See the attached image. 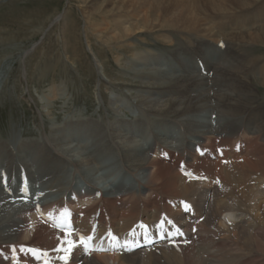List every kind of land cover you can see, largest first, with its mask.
Wrapping results in <instances>:
<instances>
[{
  "label": "bare ground",
  "instance_id": "6f19581e",
  "mask_svg": "<svg viewBox=\"0 0 264 264\" xmlns=\"http://www.w3.org/2000/svg\"><path fill=\"white\" fill-rule=\"evenodd\" d=\"M158 1H160V4H167L166 10L174 11L175 22L173 23L175 24L169 23L171 26L175 25L176 27L178 25L179 28L191 32L190 35L194 33L197 37L200 34H204L205 37L208 35V39L214 42H217L216 37L224 36L220 33H225L221 30L227 26L219 25L217 28L219 30H216V32L212 31L211 23L210 25L208 24L207 28L201 27V21L206 16L210 17L208 14L205 15L209 10L213 12L215 10L216 13L227 12V9H225L227 5L221 2L224 0H202L204 3L201 1V7H198L197 4H194L195 6H191L192 4L187 5L182 0L180 2L178 0ZM158 1H154V3ZM247 6L248 4H242L241 11H244V7ZM183 8L184 10H182ZM258 9L255 11L257 16L253 13L245 14L241 12L240 14V11L234 18L230 16L232 20L227 24L230 25L228 28L234 29L231 34L235 35L237 39H242L243 32L241 29L243 24H246L244 26L250 29L249 31L252 34H255L252 39L256 43L264 44V3ZM200 14H204V19L200 17ZM173 16L168 20L171 21L174 18ZM245 17L251 22L247 21L249 23H244ZM130 27V25L125 26L123 33L118 35L113 33L112 36L115 35L116 39L124 36L126 38L129 33H134L138 29V27L133 26L132 29ZM135 28L137 29L135 30ZM141 31L136 32L140 34ZM190 35L185 38H191V44L195 42L193 45L197 44V47H194V45L191 46L189 51H185V47L180 45V48H177L182 53L177 50L171 54V59L179 61L180 65L173 66L170 63L167 65L169 69L165 71L155 68L152 71L146 69L135 72V76L140 78L135 86L155 96H136L140 98L139 100L142 103L138 104V114L134 116L133 122L140 124L139 126L142 128L144 126L148 127L150 131L149 137L153 139L152 143L145 144L142 152H139V148L143 146L141 142L139 143L135 140L128 129H123V117H116L113 122L109 123H97L96 121L98 128L96 130L90 126L85 127L84 121L78 120L71 125L66 124L67 126L52 129L50 135L43 137L42 143L33 144L26 141L18 143L10 139V141L6 140L0 144V264H36L39 260L34 259L31 253L32 249L47 253V262L61 264L62 260L59 261L55 256L60 252L66 253L67 243L72 240L71 245L78 253H76L71 263L83 264V259L84 261L88 260L90 255H87V251L77 242L76 234L83 233L87 236L101 237V235L109 232L114 235H122L127 233L132 227L137 228L138 224L142 223L154 227L155 231L159 233L161 228L157 226V223L159 221L167 222L168 220L172 221L173 227L179 226L182 228L185 237L155 243L153 246L147 247V249H141L144 250L143 252L152 251L161 246L163 247L159 250L162 252H170L176 248L185 250L188 261L193 258L196 264H220L218 263L219 260L214 258L210 252L213 245L209 244L208 240L220 235L212 221H218L223 213H225V217L228 220L231 219V214H233L232 218H234L236 212L252 215L250 212L254 214V211L261 209V203L264 201V199L263 201L258 199V202H256L257 199H255L252 204L247 202V207L245 204L247 199L230 192L234 170L237 174L240 173L245 177L254 175L256 176V183L264 185V113L262 115L258 114L255 118L250 117L253 112L250 113L249 110L251 105H255L256 101L250 98L252 96L249 93L251 90L245 88L247 85L249 86V82L250 85L252 84L251 81L256 84L260 83L261 87L264 86V79L252 77L254 73L252 71L258 67V60L253 62L251 66L246 64L248 59L256 58L250 56L253 55V50L258 49L257 52H261L263 49L261 48L262 44L261 47H242L236 39L235 42H232L233 45L228 44L229 42L225 44L226 48L229 47V49L226 50L218 46L220 49L218 50L217 46L215 48L209 47L208 43H203L201 36L200 40H195ZM227 36L230 39L235 38L229 33ZM180 38L185 39L184 37ZM230 51L236 54L245 52L250 55L248 54L249 58L246 59L244 57L245 60H241V63H238L236 56L229 53ZM193 53L198 54L197 59L200 62L206 59L203 62L205 65L202 66L203 68H208L206 74L197 73L196 68H200V66L192 58L191 55ZM201 56L206 58L202 59ZM181 62L186 64H181ZM152 79L158 81H152ZM253 88L254 86L251 89L253 90ZM244 100H246V103L241 106L240 102ZM199 102L209 103V105H215V108H218L215 111L216 113L211 116L214 119L213 125L211 120L199 122L192 118L191 115H188L192 111H198L197 104ZM167 114L168 116H166ZM195 114L197 115L198 113ZM151 116H155L157 119L152 120L150 124L141 123ZM234 116L237 117V120L241 119L240 124L236 125V129L220 131V121L224 119L233 121ZM167 121L184 125L185 133L182 136L180 135V138L188 146L185 144L183 150H180V145H172L171 141L166 140V137L171 136V133L169 135V132L167 133L164 128V122ZM139 129L141 130V128ZM145 136L147 135L141 137ZM87 137L93 138V140L89 141L86 139ZM82 140H86L84 145L79 144ZM71 141H77V144L72 146ZM192 145L193 149L191 150L189 147ZM217 145L221 148V155L216 153L215 146ZM197 152H201V155L199 156ZM100 155L105 156V158H99ZM111 157L114 158L113 171L105 170V174L102 175L104 168H106V163L104 164V162ZM260 157H262L263 161ZM118 159L119 169L122 168L130 173L134 179V173H137L138 170L144 173L143 181L138 180L136 182L137 195L131 194V191L124 189L121 183L118 186H114L111 183L112 180L110 178L116 176L115 170H118L116 169ZM61 168L67 169L74 176L81 178L86 190L74 192L70 187L71 181L66 183L68 185H65L61 178ZM88 168L89 170L94 168L95 173L102 171L103 179L110 183V188L106 192L107 195H103L98 190L99 187L94 186L97 183L96 180L99 179L98 177L94 176L89 179L80 172L81 169L87 172ZM3 173H6L5 179L2 178ZM17 173L20 174L17 175ZM183 173H187L190 182H187ZM23 174L32 176L39 174L43 177L49 175V180L59 183L57 188L61 187L60 194H64V196L57 199V201L46 202L47 204L43 205L37 203L33 205L32 202H27L28 204L18 207L13 205L14 203L11 204L12 195H23L21 193ZM211 179L220 182L221 191L219 190L220 186H217V184L215 186L210 181ZM189 183L191 186H189ZM196 189L204 190L206 200L202 201L204 208L200 209L198 213L196 212L200 219L197 221L198 226L195 227L191 222L196 218V213H193L192 216L188 214L187 218L181 217L179 213L174 211L173 205H176L179 201L187 200L188 193ZM9 190L11 194L7 192ZM163 196L165 197L163 198ZM80 202H86L87 204L80 209H76L75 203ZM73 206L74 208H71ZM38 207L41 212H48L56 220L67 212L71 216L72 228L75 231H79L67 233L56 229L50 221L41 217L40 213L37 212ZM174 216L181 219L174 221ZM151 218L154 220H148ZM256 218L257 212L255 213ZM235 219L237 218L235 217ZM259 221L263 222V224H250L249 220L244 217L240 224L234 225L233 223V236L235 237L236 245L241 250L239 261L235 264H247L256 259V257L259 259L260 256L262 260L264 259V250L258 249V242L255 238V231H260L264 225V220ZM96 226L99 227L96 228ZM100 226L102 227L101 229ZM243 231L250 233L246 236L242 234ZM23 236L28 242H25L26 240L23 241ZM252 238L255 243L257 242V247L251 244ZM196 242L200 244L203 242L202 249L195 250ZM247 243L250 245L244 248ZM169 244H175V247H168ZM37 247L39 249H36ZM219 247L222 248L221 242ZM12 250L16 253L14 260L10 254ZM205 254L206 258H204ZM198 255L203 260H199ZM97 256L106 263L109 262V264H128L127 259L132 255L121 251H111L108 253H97Z\"/></svg>",
  "mask_w": 264,
  "mask_h": 264
},
{
  "label": "rangeland",
  "instance_id": "374dc122",
  "mask_svg": "<svg viewBox=\"0 0 264 264\" xmlns=\"http://www.w3.org/2000/svg\"><path fill=\"white\" fill-rule=\"evenodd\" d=\"M154 1L158 0H0V144L6 140L10 141V139L18 143L23 141L33 144L39 143L43 140V137L50 135L52 129L63 127L66 124L71 125L78 120L81 122L84 121L85 127L90 126L96 130L98 129V122H113L116 117H123V129H128L130 134L133 135V138L143 145L142 148H139V152L143 151L142 149L145 147V144L152 143L153 139L149 137V128L145 126L144 128L140 127V124L134 123L135 121L133 122V119L134 116L138 114V106L142 103L139 100L140 98L137 97L155 96L135 86L140 80L138 76H135V72L146 69L152 71L155 70V68L165 71L169 69L167 65L170 63H172L173 66H178L180 62L171 59L172 52L177 50L180 51L177 48H180V45L185 47V51H189L191 46L195 45L194 47H197V44L193 45L195 42L192 41L193 43L191 44V38H185L187 35H190L191 32L179 28L178 25H176V27L175 25H170L175 22V17L173 16L174 11L171 12V10H166L167 4H160V1L154 3ZM178 1L180 2V0ZM182 1L187 3V5L192 4L191 6L197 4L198 7H201L203 2L202 0ZM237 1H221L224 5H227L226 8L224 6V8L227 9L226 13H224L225 11L216 13L215 10L214 12L209 10L205 15L208 14L212 17L206 16V20L203 18L204 14H200V17L205 20V22L204 20L201 21V27L207 28L208 24L210 25L211 23L210 27L212 31L216 32V30H219L217 29L219 25L227 26L223 28L224 31L223 29L221 30L225 33H220L224 36L216 37L217 42L208 39V35L205 37L204 34H200L203 38V40H201L203 43H208L207 45L209 47L215 48L217 46L218 50H220L219 47L225 48L226 50L229 49V47L226 48L225 44L229 42L228 44L233 45L232 42H235L237 39L235 35L233 36V34H231L234 29L228 28L230 25L227 23L232 20L230 16L234 18V16L239 14V11L240 14L241 12L245 14L253 13L257 16V12L255 11L259 10L258 7L264 3V0ZM242 4H248L247 7H244V11H241ZM182 10H184V8ZM172 16L174 18L171 19V21L173 20L171 22L168 19ZM247 21L251 22V20L245 17L244 23H249ZM129 25L131 26L130 29L134 26L138 27V29L135 28V30L137 29L136 31H142L140 34L136 31L134 33L131 32L126 38L124 36L116 39L115 35L112 36L113 33L117 35L123 33L125 26ZM244 25L246 24H243L244 28L242 27L241 29L243 38L237 39L236 41L239 42L242 47H261L262 43H256V41L252 39V36L255 34H252L249 31L250 29L246 28ZM226 31L235 38L230 39ZM200 36L197 37L194 33L190 35V37H193L195 40L199 39ZM180 37H184L185 39ZM261 48L263 49L261 52H257L258 49L253 50V55L245 52L236 54L230 51L229 53L236 56L238 63H241V60H245L244 57L246 59L249 58L248 54L256 57L255 59L246 60V64L251 66L253 62L258 60V67L252 71L254 72L252 77L255 79H259V77L264 79V44H262ZM197 55L198 54L194 53L191 55L192 58L195 59V63L200 66V68H196V71L198 74H206L208 68L202 67L205 65L203 62L206 59L200 62L197 59ZM203 58L206 57L204 56L202 59ZM192 61L194 62V60ZM182 63L183 62H181V64ZM183 64L186 63L184 62ZM152 81L158 80L152 79ZM251 82L252 84L250 85L249 82V86L247 85L245 88L251 90V92H249L250 95H252L250 98L256 101L254 103L255 105L252 106L250 104L251 109L249 110L250 113L253 112L250 117L255 118L258 114L262 115L264 113V86L261 87L260 83H257L259 84L257 85L255 82ZM253 86L254 88L252 90L251 88ZM245 103L246 100L241 101L240 105L242 106ZM197 105L198 111H192V113L188 115H191L192 118L199 122L211 120L213 125L214 119L211 116L216 113L215 111L218 110V108H215V105H209V103L205 104V102H199ZM193 112L198 113V116ZM166 116H168V114ZM236 118L237 117L234 116L233 121L229 119L227 121L225 119L221 120L219 130L236 129L241 122V119L237 120ZM154 119L157 118L151 116L141 123L150 124ZM139 128H141V130ZM164 128L167 133L169 132V135L171 133V136L166 137V140L171 141L172 145H180V150H183L185 144L188 146V144L182 142L180 138V135L182 136L183 133H185L184 125L167 121L164 122ZM143 135L147 136L141 137ZM86 139L89 141L93 140V138L89 137ZM85 141L82 140L79 144L84 145ZM71 142L72 146L77 144V141ZM64 146L66 147L65 144ZM215 147L216 153L218 149L221 150L220 146L217 145ZM189 148L192 150L193 145ZM103 157L105 158V156H99V158ZM260 159L262 160V157H260ZM105 161L104 164L106 163V168H104L103 173L102 171L95 173L94 168L92 170L88 168V173L82 169L80 171L89 179L94 176L99 178L96 180L97 183L94 182L96 184H94V186L99 187L98 190H100L103 195H107L106 192L110 188V183L104 180L102 175L105 174V170L113 171L112 165L114 158L111 157ZM117 163L118 166L116 169L118 170L114 169L116 176L110 178L112 180L111 183L114 186H118L121 183L124 189L131 191V194L137 195L136 182L138 180L143 181L144 173L138 170L137 173H134V179L130 173L122 168L119 169V159ZM233 172V182L230 185V192H234L233 194L247 199L245 204L247 202L252 204L255 199H257L256 202H258V199L263 201L264 185L262 183H256V176L247 175L245 177L240 173L237 174L235 170ZM60 173L62 174L61 178L65 185H68L66 183L69 181L72 182L70 187L73 190L76 189L74 192L79 191V188L77 190L78 184L84 185L83 180L74 176L69 170L61 168ZM19 174L20 173H17V175ZM40 174L42 173L40 172ZM31 176L32 175H24L21 180L22 186H24V184H28L29 186L30 196L32 197L31 201H23L24 195L19 196L15 194L11 196V204L14 203L13 205L18 207L23 206V204H28L29 202H32L33 205L36 203L43 205L48 202H53L54 200L57 201V199L64 196V194H60L61 187L57 188L59 183L49 180V175L44 177L39 174ZM210 181L213 182L215 186L216 184L220 186V182L217 180L211 179ZM187 182H190L189 179H187ZM36 185L40 190L35 193L33 188ZM189 186H191L190 183ZM256 186H259L258 189ZM219 190H222L221 186ZM164 197L165 196H163V198ZM18 198L21 201H18ZM205 200L204 190L196 189L188 193L187 200L179 201V203L173 205V208L181 217L187 218L188 214L184 213L179 208L180 204L187 203L195 214L196 212L198 213L200 209L204 208L203 202ZM75 204L77 206H75V208L80 209L87 203L80 202ZM246 205L248 207V204ZM261 207V209L259 208L260 210L258 209L256 211V219V212L254 211L253 214L249 211L253 217H251L252 215H245L243 212H236L234 218H232L233 214H231V219L226 220L225 213H223L218 221H212L220 235L214 236V240L210 239L208 241L209 244L213 245L212 250H210L211 255L219 260L218 263H238L241 250L236 245L232 227L235 224H240L244 217L249 220L250 224H263V222L259 220H264V213H262L264 212V201L261 203ZM71 208H74V206ZM197 213L195 215L196 218L191 222L195 227L198 226L197 221L200 219ZM235 217L237 219H235ZM173 218L175 219L174 221H176V219H181L177 216ZM148 220L154 219L151 218ZM228 221H230V223ZM98 227L99 226H96V228ZM101 228L100 226V229ZM242 230L244 229L242 228ZM77 231L79 230L75 232ZM249 233L250 232L247 231L242 232V234L246 236H248ZM255 233L258 249L261 248L264 250V225L260 231L256 230ZM22 239L23 241L26 240L24 236ZM25 242H28V240ZM72 242L73 240L71 242L68 241L70 245ZM220 242L222 243V248L219 247ZM257 242L255 243L252 238L251 244L255 247H257ZM68 243V247L66 248L67 252H60L55 256L59 261L62 260L61 264H70L73 262L76 253H78V251L74 249L72 245H68ZM202 243L203 242H201V244L196 242L194 246L195 250L198 251L199 248L202 249ZM169 245L168 247H171ZM249 245L250 244L247 243L244 248H247ZM161 247L147 252H143L144 250L141 249L131 252L132 256L127 259V262L128 264H196L193 258L188 261L186 257L187 252H185V250L175 248L170 252H162L159 250ZM172 247L174 248L175 244H173ZM36 249H39V247ZM68 253H70V255L67 258L66 254ZM86 254L90 256L88 260L84 261L83 259V264H109V262L106 263L103 259L99 258L97 253L87 252ZM258 254L261 255L260 253ZM198 258L199 260L202 259L200 255H198ZM204 258H206V254ZM47 263L51 264L49 262ZM258 263H264V259L262 260L261 256L259 259L256 257V259L247 264Z\"/></svg>",
  "mask_w": 264,
  "mask_h": 264
},
{
  "label": "snow or ice",
  "instance_id": "6c2138e0",
  "mask_svg": "<svg viewBox=\"0 0 264 264\" xmlns=\"http://www.w3.org/2000/svg\"><path fill=\"white\" fill-rule=\"evenodd\" d=\"M225 219H227V217H225ZM229 223H230V221H229ZM88 239H91V237H89Z\"/></svg>",
  "mask_w": 264,
  "mask_h": 264
}]
</instances>
